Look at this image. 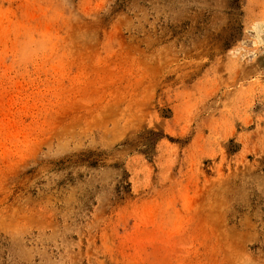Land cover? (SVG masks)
Instances as JSON below:
<instances>
[{"label":"rangeland","instance_id":"374dc122","mask_svg":"<svg viewBox=\"0 0 264 264\" xmlns=\"http://www.w3.org/2000/svg\"><path fill=\"white\" fill-rule=\"evenodd\" d=\"M0 264H264V0H0Z\"/></svg>","mask_w":264,"mask_h":264},{"label":"trees","instance_id":"16d2710c","mask_svg":"<svg viewBox=\"0 0 264 264\" xmlns=\"http://www.w3.org/2000/svg\"><path fill=\"white\" fill-rule=\"evenodd\" d=\"M151 133L153 134V135H155V138H158L160 135H159V133H157L156 131H154V130H151Z\"/></svg>","mask_w":264,"mask_h":264}]
</instances>
